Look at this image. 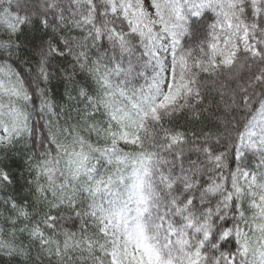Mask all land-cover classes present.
<instances>
[{"label": "snow or ice", "instance_id": "6c2138e0", "mask_svg": "<svg viewBox=\"0 0 264 264\" xmlns=\"http://www.w3.org/2000/svg\"><path fill=\"white\" fill-rule=\"evenodd\" d=\"M0 264H264V0H0Z\"/></svg>", "mask_w": 264, "mask_h": 264}, {"label": "trees", "instance_id": "16d2710c", "mask_svg": "<svg viewBox=\"0 0 264 264\" xmlns=\"http://www.w3.org/2000/svg\"><path fill=\"white\" fill-rule=\"evenodd\" d=\"M56 90H57V92H62L63 91V85L58 86Z\"/></svg>", "mask_w": 264, "mask_h": 264}]
</instances>
